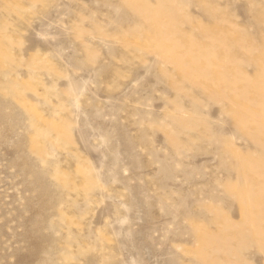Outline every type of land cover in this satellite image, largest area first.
Masks as SVG:
<instances>
[{
    "label": "rangeland",
    "instance_id": "1",
    "mask_svg": "<svg viewBox=\"0 0 264 264\" xmlns=\"http://www.w3.org/2000/svg\"><path fill=\"white\" fill-rule=\"evenodd\" d=\"M0 264H264V0H0Z\"/></svg>",
    "mask_w": 264,
    "mask_h": 264
}]
</instances>
